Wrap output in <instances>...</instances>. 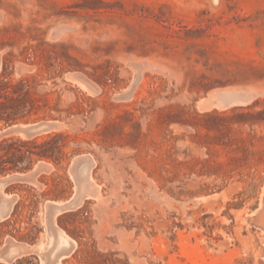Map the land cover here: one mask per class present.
<instances>
[{
  "label": "rangeland",
  "instance_id": "1",
  "mask_svg": "<svg viewBox=\"0 0 264 264\" xmlns=\"http://www.w3.org/2000/svg\"><path fill=\"white\" fill-rule=\"evenodd\" d=\"M3 65L51 106L17 124L57 127L0 135L66 139L2 186L0 246L55 226L60 264H264V0H0Z\"/></svg>",
  "mask_w": 264,
  "mask_h": 264
},
{
  "label": "trees",
  "instance_id": "2",
  "mask_svg": "<svg viewBox=\"0 0 264 264\" xmlns=\"http://www.w3.org/2000/svg\"><path fill=\"white\" fill-rule=\"evenodd\" d=\"M3 65L0 73V124L9 126L18 122L44 119L38 111L50 108L47 96H35L28 81L13 83L6 79ZM47 115L51 118L49 112ZM62 133H50L41 137L19 139L0 136V176L14 172H26L34 161L52 160L60 162L63 153Z\"/></svg>",
  "mask_w": 264,
  "mask_h": 264
},
{
  "label": "crops",
  "instance_id": "3",
  "mask_svg": "<svg viewBox=\"0 0 264 264\" xmlns=\"http://www.w3.org/2000/svg\"><path fill=\"white\" fill-rule=\"evenodd\" d=\"M87 179L90 180L89 175H87ZM2 186L3 184L0 182V190ZM84 188V191H88L86 185ZM6 202L7 201L0 200V221L3 220L10 211ZM46 205H50V203L47 202ZM65 209L66 208L60 204L54 205L52 207V217L66 211ZM47 228V236L41 241L38 239L32 244L16 242L9 245L8 248H6L5 245L0 246V263L11 264L23 257H28L32 261L38 262L37 264H56L58 259L62 260V258L73 249L75 242L55 226H48ZM57 244L61 245L60 249L54 252ZM60 260L59 262L61 263Z\"/></svg>",
  "mask_w": 264,
  "mask_h": 264
},
{
  "label": "water",
  "instance_id": "4",
  "mask_svg": "<svg viewBox=\"0 0 264 264\" xmlns=\"http://www.w3.org/2000/svg\"><path fill=\"white\" fill-rule=\"evenodd\" d=\"M57 127L56 124L54 123H47V122H41V123H25V124H13L10 125L7 132L10 133H17L19 135H23V136H32L35 134H39L42 132H47L53 128ZM42 169V166H37L34 165L33 167V171H31L30 173H24V172H14L13 174H6L4 176H0V182L1 184H5L8 182H12V181H29V180H33L34 176L36 175V173ZM50 202H56V201H50ZM60 203L63 204V207L67 209H71L73 207H75V202H76V197H71L66 201H59ZM51 209V208H50Z\"/></svg>",
  "mask_w": 264,
  "mask_h": 264
},
{
  "label": "bare ground",
  "instance_id": "5",
  "mask_svg": "<svg viewBox=\"0 0 264 264\" xmlns=\"http://www.w3.org/2000/svg\"><path fill=\"white\" fill-rule=\"evenodd\" d=\"M86 85H87V83H86ZM87 86H88V85H87ZM91 86H93V85H91ZM91 92H92V91H91ZM59 126H60V124H59ZM59 128H60V127H59ZM9 133H10V132H9ZM4 134H8V133H7V132H4ZM0 136H2V135H0ZM22 136H23V135H22ZM28 137H29V136H28ZM81 168H82V167H81ZM87 168H88V167H87ZM85 169H86V168H85ZM80 171H81V170H80ZM82 171H84L83 168H82ZM82 173H83V172H82ZM82 173H81V174H82ZM84 174H85V172H84ZM95 189H97V188L95 187ZM96 192H97V191H96ZM48 203H50V205H52V206L50 207V208H51V211H52V207H53L54 205H56V204H60V205L63 206V204L60 203V202H48ZM74 205H75V207H76V206L78 205V202L76 201ZM65 210H66V209H65ZM60 246H61L60 244H57L56 247H55V249H54V252H57V251L60 249ZM59 260H60V259L57 260V263H56V264H59V263H60ZM60 261H61V260H60Z\"/></svg>",
  "mask_w": 264,
  "mask_h": 264
}]
</instances>
